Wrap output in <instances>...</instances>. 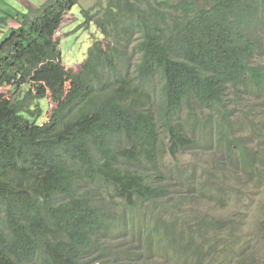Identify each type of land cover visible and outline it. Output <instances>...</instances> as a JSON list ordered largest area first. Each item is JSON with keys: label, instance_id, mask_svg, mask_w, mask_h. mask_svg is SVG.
Here are the masks:
<instances>
[{"label": "trees", "instance_id": "1", "mask_svg": "<svg viewBox=\"0 0 264 264\" xmlns=\"http://www.w3.org/2000/svg\"><path fill=\"white\" fill-rule=\"evenodd\" d=\"M79 4L80 27L102 38L67 68L57 34ZM1 22L0 264H106L125 234L137 246L144 234L156 258L258 264L242 256L236 219L201 217L181 229L179 204L224 193L162 158L204 148L217 165L226 157L245 176L260 170L233 137L240 127L226 106L231 89L264 104V70L254 64L264 0H47ZM112 205L127 214L112 216ZM168 206L167 222L159 212ZM206 234L214 244L198 246Z\"/></svg>", "mask_w": 264, "mask_h": 264}, {"label": "rangeland", "instance_id": "2", "mask_svg": "<svg viewBox=\"0 0 264 264\" xmlns=\"http://www.w3.org/2000/svg\"><path fill=\"white\" fill-rule=\"evenodd\" d=\"M1 7L4 10V14H2L4 17L13 16L17 12H27L29 9L25 3L19 5L12 1L3 2ZM10 19L12 20V18ZM65 22L57 37L61 39L60 49L64 65L67 68H75L83 62L94 40L102 37L94 25L88 31L80 27L84 22L80 4L73 7ZM8 27H11L9 23ZM6 36V32L0 33V42ZM254 64L264 70V41L263 50ZM228 98L227 110L234 111L230 114L234 115L230 120L233 125L234 122L237 123L235 128L240 127L234 132L233 137L252 150L253 156L259 161L260 170L250 176H245L233 164L229 163L226 157H223L221 164L217 165L213 152L204 148L184 151L176 157L165 153L166 155L162 159L168 168L174 169L181 165L186 174L210 179L215 184L212 186L214 184L210 183L211 188L215 187L216 190L224 193L223 199L217 200L214 193L212 198L199 199L197 197L195 203L185 199L182 204H179L176 211L182 219L181 229H186L188 225L192 226L195 220L201 217L236 219L241 227L240 235L245 239L242 256L253 254L258 264H264V238L262 237L264 233H258L259 224L264 220V177L259 178L264 176V164H262L264 163V104L252 94H246L245 91L236 93L231 89ZM217 152V154H221V152ZM232 170H236V173L233 174ZM181 186H177L175 189L179 190ZM170 208L171 206L167 207V212L162 210L159 212L164 221L168 222L173 218ZM150 210L151 206L147 205V211ZM109 212L117 218L127 214L126 209H118L115 205L109 207ZM183 220H186V223H183ZM140 233L135 231L137 239L140 238ZM194 240L198 246L204 248L215 242L208 234ZM142 241V244L137 246L135 239L129 234L114 238L110 243L114 250L111 254H107L106 264H115L113 261L117 256L122 257L120 264H206L205 257L196 263L177 262L171 258H156L149 248H145L144 234ZM127 255L138 258V261L126 260L124 257Z\"/></svg>", "mask_w": 264, "mask_h": 264}, {"label": "crops", "instance_id": "3", "mask_svg": "<svg viewBox=\"0 0 264 264\" xmlns=\"http://www.w3.org/2000/svg\"><path fill=\"white\" fill-rule=\"evenodd\" d=\"M5 1H12V2H15L16 4H19V5H20V3H22L23 5L25 3L26 7L36 8V7H38V5L42 4L41 1H43V0H41V1L40 0H0V15H1V17H2V14H4V10L1 7V5ZM9 21H11V22H9V25L11 27H17L18 23L15 20H9Z\"/></svg>", "mask_w": 264, "mask_h": 264}]
</instances>
